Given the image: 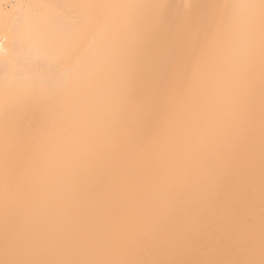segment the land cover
Wrapping results in <instances>:
<instances>
[{
    "label": "bare ground",
    "instance_id": "1",
    "mask_svg": "<svg viewBox=\"0 0 264 264\" xmlns=\"http://www.w3.org/2000/svg\"><path fill=\"white\" fill-rule=\"evenodd\" d=\"M0 264H264V0H0Z\"/></svg>",
    "mask_w": 264,
    "mask_h": 264
}]
</instances>
